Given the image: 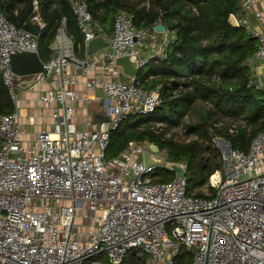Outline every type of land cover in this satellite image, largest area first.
<instances>
[{"label":"built area","instance_id":"2783aa9c","mask_svg":"<svg viewBox=\"0 0 264 264\" xmlns=\"http://www.w3.org/2000/svg\"><path fill=\"white\" fill-rule=\"evenodd\" d=\"M255 3L241 0V15L233 16L238 28L258 43L249 61V85L261 91L264 79H258L251 65L255 61L264 68V33L249 27ZM38 5L32 2L27 27L40 34L45 23ZM69 6L85 55L76 57L63 20L34 84L49 86L35 106L51 107V129L25 143L16 107L11 115L0 114V264H122L130 251L145 254L147 264H175L182 251L191 253L190 264H264V130L251 139L247 153L218 138L223 170L191 195L185 177L153 183L156 168L145 159L152 153L150 144L131 142L107 160L111 132L130 115H151L162 103L160 87L145 90L137 77L121 82L115 59L128 57L141 70L164 58L171 36L154 28L135 29L123 11L116 13L112 33L106 35L85 2L70 0ZM254 16L261 20L259 13ZM96 38L108 46L89 56L88 45ZM37 40L16 29L0 7V75L14 106L18 99L11 56L37 53ZM97 67L100 74L89 77ZM68 68L81 72L85 90L101 92L104 120L86 118L81 128L73 122L76 80L67 75ZM226 131L233 135L237 129ZM83 210L92 227L84 234L75 223Z\"/></svg>","mask_w":264,"mask_h":264},{"label":"trees","instance_id":"16d2710c","mask_svg":"<svg viewBox=\"0 0 264 264\" xmlns=\"http://www.w3.org/2000/svg\"><path fill=\"white\" fill-rule=\"evenodd\" d=\"M33 1L0 0V7L16 29H24L33 15ZM37 1L45 23L37 40L40 60L47 63L50 59L49 47L63 20L74 53L82 59L83 38L71 12L70 0ZM81 1L106 35L112 33L116 13L123 11L137 30H151L161 15V24L171 36L164 58L149 61L137 76L145 90L160 87L162 103L151 115H130L111 132L105 150L107 160L116 158L131 142L152 144L167 152V161L185 165L187 194L191 195L223 166L221 153L212 144L214 137L225 138L232 150L247 153L251 139L264 130V90L256 91L249 85L252 77L249 61L258 50L257 41L246 29L235 28L228 22L230 15L240 13L241 0H150L148 8L124 0ZM198 104L206 107L196 112ZM14 111L0 75V114L11 115ZM192 111L198 115V121L186 125L185 133L196 135L197 140L179 144L164 138ZM216 117L240 119L245 127L229 135L226 129L214 127ZM153 177V183L175 179L174 173L164 168L154 169ZM196 196L203 198L201 193ZM191 261V253L182 251L175 264ZM122 264H147V256L130 251Z\"/></svg>","mask_w":264,"mask_h":264},{"label":"crops","instance_id":"0c3cea01","mask_svg":"<svg viewBox=\"0 0 264 264\" xmlns=\"http://www.w3.org/2000/svg\"><path fill=\"white\" fill-rule=\"evenodd\" d=\"M255 6L252 13L249 14V27L257 32L264 33V0H255ZM259 13L261 20H258L254 14ZM241 15V13H240ZM146 54V53H145ZM85 55V52H84ZM83 55V56H84ZM77 57V56H76ZM79 58V57H77ZM80 59V58H79ZM253 73L258 79H264V73L260 72L261 66L252 61ZM67 75L76 80L75 91L77 101L74 107L73 122L81 128L84 120L90 118L94 122L105 119L104 108L102 105L103 96L99 90H85L84 81L80 71H75L70 68L66 71ZM100 74L99 67L95 68L89 77H95ZM49 89L47 84L32 85L29 88H17L16 110L19 111V121L25 130L23 140L25 143H30L37 132L41 130H50L53 124L51 118L52 109L48 106L37 108L35 102L38 98ZM86 99V100H85Z\"/></svg>","mask_w":264,"mask_h":264},{"label":"water","instance_id":"95a60500","mask_svg":"<svg viewBox=\"0 0 264 264\" xmlns=\"http://www.w3.org/2000/svg\"><path fill=\"white\" fill-rule=\"evenodd\" d=\"M228 22L231 26L237 28V22L233 15L228 17ZM24 30L34 37H39V31L32 27H26ZM156 32L162 33L165 28L162 24H157L154 27ZM108 46V42L102 38H96L91 41L88 45L87 54L93 55L97 51L104 49ZM115 65L121 69L119 80L121 82L127 81L130 77L135 78L138 76L140 69L136 63L131 62L128 57L116 58L114 61ZM10 68L15 76L14 83L18 88H29L34 85L37 80L41 77L43 71V62L40 60L37 53H16L11 56ZM264 73V68L261 67L259 70ZM152 153H158L159 150L156 146L150 144L149 146ZM228 152V151H227ZM169 168L172 170L174 175L179 178L185 177V171L181 166L177 164H169Z\"/></svg>","mask_w":264,"mask_h":264},{"label":"rangeland","instance_id":"374dc122","mask_svg":"<svg viewBox=\"0 0 264 264\" xmlns=\"http://www.w3.org/2000/svg\"><path fill=\"white\" fill-rule=\"evenodd\" d=\"M127 3H131L137 7H143V8H148L150 0H124ZM17 88H16V92H17ZM206 107L203 106L202 104H198L195 106V110L196 112H198L201 108ZM196 112L192 111L190 112L186 117H184L180 123V125L176 128H173L171 130H169L166 133V138L168 139H172L174 142L179 143V144H186L189 143L191 141H195L197 140V136L194 134L191 135H187L185 133V126L191 123H196L198 121V115L196 114ZM215 120H217L216 123V127L217 129H227L229 127H234L236 129L239 128H244L245 124L242 120H230V119H224V118H219L216 117ZM162 128V126L160 127ZM248 132L251 131L250 128H247ZM220 138V137H214L212 140V144L214 146V148H216L222 156V161H224V151L221 148V146L216 142V140ZM220 139H225V138H220ZM146 162L148 163V165L155 167V168H164L166 170H170L169 168V164H177V165H184L181 163H172L167 161L168 157H167V152L166 151H159L158 153H148L146 154ZM154 159V161H153ZM185 166V165H184ZM223 166H224V162H223ZM223 166L221 168L220 171L223 170ZM75 223L78 226H82L79 230V232L81 233H87L88 230H91V224H90V219H89V214L87 212V210H83L81 212H77V217L75 220ZM141 256V255H140Z\"/></svg>","mask_w":264,"mask_h":264},{"label":"bare ground","instance_id":"6f19581e","mask_svg":"<svg viewBox=\"0 0 264 264\" xmlns=\"http://www.w3.org/2000/svg\"><path fill=\"white\" fill-rule=\"evenodd\" d=\"M214 179V178H213Z\"/></svg>","mask_w":264,"mask_h":264}]
</instances>
